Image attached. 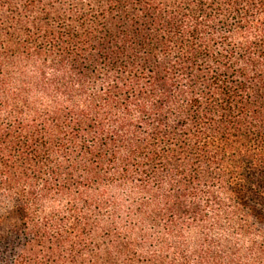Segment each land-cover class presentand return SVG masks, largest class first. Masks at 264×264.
I'll return each mask as SVG.
<instances>
[{"label":"trees","instance_id":"trees-1","mask_svg":"<svg viewBox=\"0 0 264 264\" xmlns=\"http://www.w3.org/2000/svg\"><path fill=\"white\" fill-rule=\"evenodd\" d=\"M0 264H264V0H0Z\"/></svg>","mask_w":264,"mask_h":264}]
</instances>
